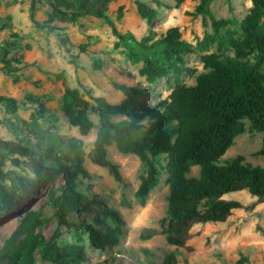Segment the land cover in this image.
Here are the masks:
<instances>
[{"label": "rangeland", "instance_id": "374dc122", "mask_svg": "<svg viewBox=\"0 0 264 264\" xmlns=\"http://www.w3.org/2000/svg\"><path fill=\"white\" fill-rule=\"evenodd\" d=\"M135 1L147 4L157 12L152 25L137 13ZM159 4H158V3ZM0 0V67L3 61L12 62L19 71L9 75L0 71V97L11 98L16 108L10 110L0 99V250L15 230L14 220L28 210L43 204L42 226L36 233L49 238L57 226L53 210L46 200L51 193L58 194L63 186L62 176L47 182L35 192H25L23 186L36 179L29 159L13 153L1 142H13L32 151L47 167L69 165L68 144L75 142L83 157V167L88 177L77 179V190L86 196L89 204L79 212L68 215L60 227L57 239L64 243L87 245L85 236L78 238L76 231L81 222L93 225L102 218L104 208L118 211L123 220L122 235L114 247L103 250L87 249L84 264H161L167 252H174L177 264H237L245 257L244 264H264V203L247 191L224 195L225 200L237 201L241 209L232 210L225 222L194 224L188 232L185 246L175 248L165 242L161 220L167 212L169 188L166 183V155L160 158L163 168L158 185L147 196L136 197L141 177L146 176L148 163L140 162L134 155H124L115 145L106 148L107 159L118 167L121 178L117 182L105 168L91 161L93 143L98 130V118L89 114L94 127L83 134L72 126L63 112L64 87L54 74L63 73L66 86L77 90L90 104L103 98L110 104H119L124 94L113 84L141 90V100L155 105L167 98L180 85L193 86L200 74L209 70L201 61L203 55L220 53L233 56L232 49L222 43L227 31L239 34L240 23L251 8L250 0H212L209 8L216 20L233 21L228 28L215 30L206 18L194 16L197 2L185 0L176 6L174 0ZM69 5V7H66ZM104 10L108 20L119 33H132L136 39L150 31L155 39L172 27H177L181 39L193 47V52L182 57L180 72H169L149 82L139 71L143 64H131L123 47L115 48L116 37L108 22L93 16L71 20V15L81 6ZM121 13L120 19L117 18ZM204 43L203 48H200ZM221 47V48H219ZM111 117V122L124 120ZM144 120L142 123L145 124ZM244 131L237 136L221 157L220 163L242 156L245 162L264 167V158L255 153L261 148L263 133L251 128L244 120ZM152 158H149L151 161ZM190 176H198V167L190 169ZM14 196L17 202L8 211L5 199ZM7 201V200H6ZM104 223L109 224L105 219ZM153 231L148 240H141L144 230ZM36 264L41 262L35 254ZM0 264H9L0 254Z\"/></svg>", "mask_w": 264, "mask_h": 264}, {"label": "trees", "instance_id": "16d2710c", "mask_svg": "<svg viewBox=\"0 0 264 264\" xmlns=\"http://www.w3.org/2000/svg\"><path fill=\"white\" fill-rule=\"evenodd\" d=\"M176 6L185 0H174ZM197 2L193 15L210 20L213 29L228 28L233 21L216 20L210 11L212 0H190ZM251 8L240 23V33L227 31L222 39L228 45L233 56L211 53L203 55L201 61L209 71L200 74L193 86L175 87L164 100L150 105L141 100V90L125 85L113 84L121 91L125 99L119 104H110L103 98L93 99L94 104L84 100L77 90L66 86L65 75L54 74L64 87L63 112L72 126L87 134L93 127L89 114L98 118V130L93 143L91 161L105 168L117 182L121 181L118 167L107 159L106 148L115 145L124 155H134L140 162L148 163L147 174L141 177L136 190L137 198H144L159 182L162 172L160 158L166 155V183L169 188L167 212L161 220L165 242L169 246H185L188 232L194 224L225 222L232 210L242 205L233 200H225L226 194L247 191L264 203V167L245 162L242 156H236L220 163L233 140L243 133L244 120L251 128L263 133L261 148L255 153L264 158V0H250ZM64 5V0H58ZM158 3V2H157ZM159 4V3H158ZM139 16L152 25L157 12L147 4L135 1ZM66 7H69L67 5ZM82 16L104 19L116 37L115 48L125 50L131 64L142 63L140 76L149 82L165 76L169 72L178 74L182 57L192 53L193 47L181 39L177 27L169 28L164 35L155 39L150 33L136 39L130 33H119L108 20L104 10H94L83 5L71 15L74 21ZM121 13L117 18L120 19ZM203 48L204 43H201ZM221 48V47H219ZM12 62L3 61L0 71L12 75L19 71ZM10 110L16 108L11 98L0 97ZM122 116L125 119L111 122V117ZM147 122L143 124L142 122ZM13 149V153L28 158L36 179L23 186L25 192H35L47 182H53L62 176L63 186L58 194L51 193L46 205L53 210L57 226L49 238L36 233L44 223L43 204L19 216L17 226L4 242L0 254L9 264H36L35 254L41 262L50 264H84L87 262V249L103 250L118 244L122 235L123 220L121 214L111 208H104L101 217L95 219L98 230L93 225L81 222L76 235L86 237L87 245L82 243H64L57 239L60 227L68 215L79 212L89 204L86 196L77 190V179L88 177L83 167L80 147L68 144L69 165L47 167L26 147L13 142H1ZM149 158H152L149 161ZM198 167V176H190L191 167ZM7 200V201H6ZM8 211L12 212L17 202L15 197L5 199ZM108 219L109 224L104 223ZM154 235L146 229L141 240ZM241 257L237 264H244ZM161 264H177L174 252H167Z\"/></svg>", "mask_w": 264, "mask_h": 264}, {"label": "bare ground", "instance_id": "6f19581e", "mask_svg": "<svg viewBox=\"0 0 264 264\" xmlns=\"http://www.w3.org/2000/svg\"><path fill=\"white\" fill-rule=\"evenodd\" d=\"M13 215H14V218H13L14 220H10V221L8 222L9 224H12L14 221H17V220H18V219H17L18 216L16 217V216H15V213H14Z\"/></svg>", "mask_w": 264, "mask_h": 264}]
</instances>
